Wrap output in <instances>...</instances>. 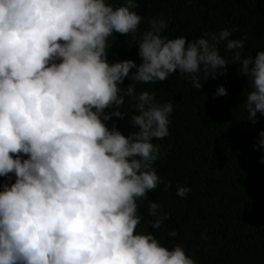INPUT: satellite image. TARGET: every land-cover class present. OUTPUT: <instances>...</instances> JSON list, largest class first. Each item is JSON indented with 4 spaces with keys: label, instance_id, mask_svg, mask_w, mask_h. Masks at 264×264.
<instances>
[{
    "label": "trees",
    "instance_id": "16d2710c",
    "mask_svg": "<svg viewBox=\"0 0 264 264\" xmlns=\"http://www.w3.org/2000/svg\"><path fill=\"white\" fill-rule=\"evenodd\" d=\"M0 264H264V0H0Z\"/></svg>",
    "mask_w": 264,
    "mask_h": 264
}]
</instances>
